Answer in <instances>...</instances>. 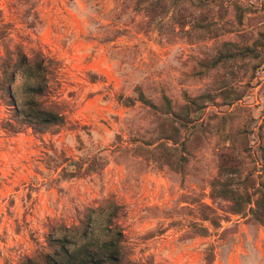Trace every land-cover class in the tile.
Returning <instances> with one entry per match:
<instances>
[{
    "label": "rangeland",
    "instance_id": "374dc122",
    "mask_svg": "<svg viewBox=\"0 0 264 264\" xmlns=\"http://www.w3.org/2000/svg\"><path fill=\"white\" fill-rule=\"evenodd\" d=\"M139 1L0 0V264H48L56 238L112 239L115 264H264V221L211 196L222 166L264 182V0ZM32 84L63 119L42 133ZM140 89L156 107L126 104Z\"/></svg>",
    "mask_w": 264,
    "mask_h": 264
},
{
    "label": "trees",
    "instance_id": "16d2710c",
    "mask_svg": "<svg viewBox=\"0 0 264 264\" xmlns=\"http://www.w3.org/2000/svg\"><path fill=\"white\" fill-rule=\"evenodd\" d=\"M141 1V0H140ZM139 1V2H140ZM147 13L151 16H157L160 13H164L168 4L164 0H151L146 6ZM181 26L183 24L181 23ZM42 66L41 61H34L33 69L40 68ZM31 72V68H29ZM14 73H11L9 77H15ZM0 82V88L5 92V94H9L11 97L13 95V87L12 85L4 86ZM45 87L41 84H32L28 87L31 97L27 102L25 108L20 111V115L24 120L27 121L29 125H32L36 132H44L46 129L50 128L55 124H59L62 122V115L57 114L52 108H43L41 102H37L35 100V96H41L45 93ZM126 104L132 105L136 100L149 105L151 107H156L155 102L148 98L143 90L138 91V98L128 97L126 98ZM166 107L170 110L171 102L167 96H165ZM191 103H196L192 100ZM54 106V105H53ZM190 104H186L184 106L190 112ZM189 113H186L188 115ZM14 131H19L20 126L13 127ZM179 137V129L175 127L171 134H169V138L174 142L178 141ZM223 171L226 172L224 177L217 176L213 179L211 183V196L213 199L222 198L224 200L229 201V209L234 213H243L246 212L247 207H249V212L252 217L258 221H264V182L260 184V186L256 187L252 192L248 188H244L240 190L235 184V174L236 170H228L225 166H222ZM70 175H73L70 173ZM237 182V181H236ZM238 183V182H237ZM258 195L257 198H253L254 195ZM254 202V206L251 205ZM210 210L208 214H205V219H207L213 226L219 225V215L216 214L215 209L210 208L209 205L206 206ZM197 227V226H196ZM198 231L202 232V234L206 235L209 231L207 226L199 225L197 227ZM57 241H62L59 245L61 251L55 252V256L50 258L48 264H107V263H116L120 261L122 255L118 248V245L114 243V241L107 240L102 243V248L99 251L88 250V246L82 244L78 247L70 248L67 246L61 238H56ZM214 253L212 250H208L206 253V261L207 264H211L213 261Z\"/></svg>",
    "mask_w": 264,
    "mask_h": 264
}]
</instances>
